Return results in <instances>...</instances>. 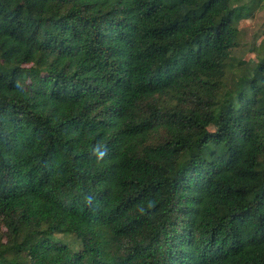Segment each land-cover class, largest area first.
Wrapping results in <instances>:
<instances>
[{"label": "trees", "instance_id": "trees-1", "mask_svg": "<svg viewBox=\"0 0 264 264\" xmlns=\"http://www.w3.org/2000/svg\"><path fill=\"white\" fill-rule=\"evenodd\" d=\"M233 1L0 0V264H264Z\"/></svg>", "mask_w": 264, "mask_h": 264}, {"label": "rangeland", "instance_id": "rangeland-1", "mask_svg": "<svg viewBox=\"0 0 264 264\" xmlns=\"http://www.w3.org/2000/svg\"><path fill=\"white\" fill-rule=\"evenodd\" d=\"M238 45L234 54L254 65V48L264 47V0H234Z\"/></svg>", "mask_w": 264, "mask_h": 264}]
</instances>
